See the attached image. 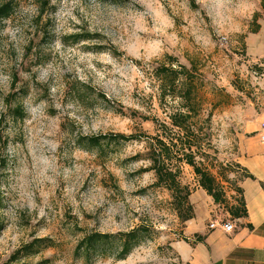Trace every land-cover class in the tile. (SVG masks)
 <instances>
[{
    "label": "rangeland",
    "instance_id": "1",
    "mask_svg": "<svg viewBox=\"0 0 264 264\" xmlns=\"http://www.w3.org/2000/svg\"><path fill=\"white\" fill-rule=\"evenodd\" d=\"M3 1L13 10L0 26V264L34 238L53 246L23 262L182 264L171 245L186 221L170 192L152 185L154 172L142 170L147 138L100 146L85 138L152 137L153 118L166 120L153 67L165 55L193 65L202 116L211 114L203 161L215 165L227 198L201 196L197 210L207 225L232 220L243 176L230 155L235 117L264 112L262 0H50L44 9L38 0ZM180 180L200 189L188 165ZM140 225L150 236L124 259L75 253L86 232Z\"/></svg>",
    "mask_w": 264,
    "mask_h": 264
},
{
    "label": "trees",
    "instance_id": "2",
    "mask_svg": "<svg viewBox=\"0 0 264 264\" xmlns=\"http://www.w3.org/2000/svg\"><path fill=\"white\" fill-rule=\"evenodd\" d=\"M38 1L43 9L50 2V0ZM261 3L264 7V0ZM12 10L13 6L10 1L0 0V26L2 21L11 15ZM256 29L253 32H256ZM165 58L167 63L153 67V73L159 80L158 100L160 105L166 109V120L160 121L153 118L155 134L152 137L145 133L140 135L124 133L109 136L91 135L87 136L85 140L91 145L100 146L101 140L108 137L110 141L124 142L145 136L148 140L147 158L150 165L142 170L154 172L155 181L152 185L164 187L170 192L178 215L183 221H187L194 216L193 206L189 199L193 190L180 180L183 164L193 169L198 186L211 196L215 204H223L227 198L221 181L211 171L215 165L211 162L208 166L203 161L210 157L204 148L209 145L211 114L202 116V105L197 95L200 80L197 70L193 65L187 67L170 55H165ZM15 113L20 115V109L16 108ZM237 167L243 171L242 178H253V175L240 167L239 164ZM237 193L238 204L230 205L228 210L233 219L247 215L241 187L237 188ZM1 208L2 199L0 197V210ZM183 209H185L184 214L182 213ZM3 226L0 216V231ZM149 236V231L144 225L130 231L116 233L86 232L79 240L75 253L84 254L86 259L90 260L93 255L114 252L118 259H124L134 247ZM182 239L187 241L186 237ZM202 240V236L195 235V241ZM52 246L53 241L49 238H34L17 248L3 264H47L49 258L35 263H27L22 260L38 254L42 248Z\"/></svg>",
    "mask_w": 264,
    "mask_h": 264
},
{
    "label": "crops",
    "instance_id": "3",
    "mask_svg": "<svg viewBox=\"0 0 264 264\" xmlns=\"http://www.w3.org/2000/svg\"><path fill=\"white\" fill-rule=\"evenodd\" d=\"M264 112L239 110L233 124L232 160L253 178L243 177L238 186L242 189L247 215L227 220L233 225L230 231L222 226L209 227L199 215L197 198L213 199L203 189L190 195L195 215L184 224L182 238L172 242L177 260L182 264H264ZM197 193L198 196L195 194ZM195 235L203 237L195 241Z\"/></svg>",
    "mask_w": 264,
    "mask_h": 264
},
{
    "label": "built area",
    "instance_id": "4",
    "mask_svg": "<svg viewBox=\"0 0 264 264\" xmlns=\"http://www.w3.org/2000/svg\"><path fill=\"white\" fill-rule=\"evenodd\" d=\"M262 127H264V123H262ZM261 139L264 140V134L261 135ZM217 225L222 226L226 231H230L232 229V227H233V225L231 223H229V222L222 223V222H219L217 220L211 222L209 227L212 228V227H215Z\"/></svg>",
    "mask_w": 264,
    "mask_h": 264
}]
</instances>
